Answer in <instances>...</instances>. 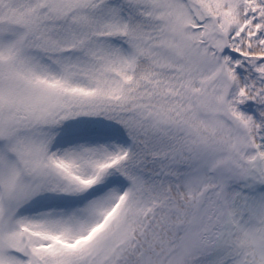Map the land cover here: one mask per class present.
I'll use <instances>...</instances> for the list:
<instances>
[{
    "label": "snow or ice",
    "instance_id": "snow-or-ice-1",
    "mask_svg": "<svg viewBox=\"0 0 264 264\" xmlns=\"http://www.w3.org/2000/svg\"><path fill=\"white\" fill-rule=\"evenodd\" d=\"M0 264H264V0H0Z\"/></svg>",
    "mask_w": 264,
    "mask_h": 264
}]
</instances>
